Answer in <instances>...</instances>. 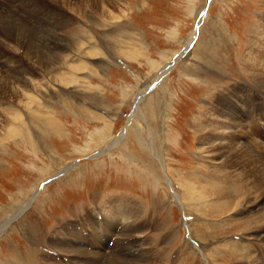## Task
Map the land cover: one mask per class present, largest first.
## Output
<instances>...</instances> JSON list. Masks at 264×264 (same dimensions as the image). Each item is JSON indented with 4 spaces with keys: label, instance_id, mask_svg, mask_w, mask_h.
Returning <instances> with one entry per match:
<instances>
[{
    "label": "rangeland",
    "instance_id": "rangeland-1",
    "mask_svg": "<svg viewBox=\"0 0 264 264\" xmlns=\"http://www.w3.org/2000/svg\"><path fill=\"white\" fill-rule=\"evenodd\" d=\"M36 1L0 0V8L33 27L44 25L48 13L54 14V23L63 16L59 26L74 22L58 29L65 46L47 51L56 59L65 58L61 71L71 77L62 93L68 107L75 108L53 100L45 111L60 126V133L40 137L34 131L30 147L25 130L9 145L0 144V264L17 263L26 256L33 264H65L66 257L51 252L50 241L56 242L60 230L67 245L80 239L84 249H100L98 234L104 228L94 229L91 219L100 224L106 216L93 209L104 204L101 212L106 214L109 205L118 203L117 213L127 209L124 200L140 207L148 223L128 240L145 247L156 230L164 238L160 242L155 236L158 248L160 243L168 247L167 256H153L147 264H257L260 243L252 233L263 235L264 228L243 237L237 233L241 225H229L259 213L264 200L257 199V193L234 217L213 215L209 209L216 202L193 184L198 177L211 184L210 195L223 186L207 177L217 162L199 156L196 130L220 89L243 88L248 80L264 75V61L248 71L242 63L255 47L249 35L264 15V0H93L94 9L82 4L91 0H39L35 6ZM41 3L50 12L34 15L35 7L42 10ZM7 36L0 26V55L7 52ZM189 41L193 43L186 48ZM251 53L264 55L259 49ZM9 54L22 56L20 51ZM8 59L22 71L19 59ZM51 70V76L57 75ZM41 77L45 73L33 71L32 80L49 92L57 89L52 80ZM8 105L0 101V121L6 114L1 109ZM7 129L0 127V140L6 138ZM241 129L247 130L242 125L235 130ZM260 133L248 132L259 143ZM187 184L194 195L187 193ZM224 210L229 212L230 207ZM130 217L133 227L128 231L140 229L141 213L132 211ZM105 244L109 250L113 241ZM239 254L248 259L239 260ZM260 257L263 261L264 253ZM84 258L71 264H93L92 258ZM106 258L99 263L106 264Z\"/></svg>",
    "mask_w": 264,
    "mask_h": 264
},
{
    "label": "bare ground",
    "instance_id": "bare-ground-1",
    "mask_svg": "<svg viewBox=\"0 0 264 264\" xmlns=\"http://www.w3.org/2000/svg\"><path fill=\"white\" fill-rule=\"evenodd\" d=\"M92 1L93 0L90 1L91 4H82L90 6L89 8L94 9L95 6L93 5ZM3 2L4 1H2V3ZM38 3H40L39 0L35 2V6ZM35 9L36 12H33L34 15H42L50 12L49 8H47L46 5H43L42 10L38 7H35ZM91 9L88 10L91 11ZM8 12L5 8H0V26L1 29L3 28L5 30L6 34L8 35L7 37L9 38L8 49H6L8 53L3 50L0 55V94L10 97L4 98L0 96L1 102H7L10 104L8 106H5L6 108L3 107L1 109V111L4 109L6 111V114L4 117L5 120L0 121V127H8V129L10 130L8 131L7 129L6 138L0 140V144L5 142V144L9 145L12 140L14 141L16 136L20 135L21 132L25 133V130H28L26 131L28 132V139L26 140L25 138V142L28 143L31 147L33 144V137L31 135L34 134V131H37L38 134H41L42 136L40 137L55 136L61 131L60 126L55 122L54 118L48 117L50 113L45 111V109H48L50 107V103L53 100H57L56 102L59 101V103H63V105H66L67 108H75V106L72 105L68 107V103L66 101L67 99L66 97H64V93H62L63 88L68 84L66 79H70L71 77V75L69 76V74L67 75L62 72L63 70L61 71L65 58H62V56H60L56 59V55L53 57L51 55L53 54V52L47 51L49 47L56 50L61 49L62 46H65L66 42L57 35L58 29H62L64 27H72L74 25V22L71 21L70 23L68 21H65V23L63 22L64 24L62 26H59L62 23L63 16L61 15L62 18H60V15L59 17L57 16L59 22L57 21L54 23V19H56L54 17V14L48 13L47 22L44 25L33 27L24 22V20L21 21L19 20L20 18L18 19L12 13ZM27 22L29 21L27 20ZM258 23L259 24L257 26L254 25L255 28L250 31L249 39L252 41V43L255 42L253 44L255 46H253V50L256 51L257 49H259L264 53V37L260 36L262 31L264 30V15L260 17V22ZM57 26L59 27L57 28ZM221 36L223 37V41L225 43L227 37L225 31L221 34ZM191 43L193 42L189 41L186 48H188L189 44L191 45ZM10 45H12V48L9 47ZM40 45L42 46V48L40 47ZM73 48L78 49L77 46H74ZM91 49H93V47H91ZM253 50H248V53H245L246 55L243 56L242 63L245 64V66L243 65L244 70L248 71L250 66H257V63H263L264 61V55H257L258 57H254L251 53ZM12 51H20V54H22V58L17 55L15 56L14 54V56L9 54ZM8 58H11L12 60L19 59L18 63L23 65L22 71L17 70V66H12ZM58 62H60V64H55ZM261 67H263V65ZM36 69L41 71L43 75L45 73L46 79L52 80L50 83L52 85H56L57 89L49 92L47 90V87L45 88L44 85L32 80V73ZM51 69L57 70V75L51 76ZM71 70L76 73L77 68H73ZM20 71L21 77L19 76ZM45 77H41V79H45ZM253 82H255V84ZM50 83L48 82V84ZM247 83L248 85H250L248 86L246 84H243L245 86L243 88H237L234 86H227L226 88L225 86L220 89L216 97L211 100V102H213L214 104H208V107L206 108L207 114L206 116H204V118H201L199 120V123H201V125L199 124L197 127L198 130H196L198 135V147L200 149L198 152L199 156L207 155V157L203 158L209 159L208 163L210 160L215 163L217 162L215 164L217 166H215L212 170L209 171V173H207V177L210 180H216L218 184L222 183L223 186L217 188V193L215 195H210V191H208V188H212L211 184L204 182L198 177L197 181L194 182L193 185H195L196 188L200 187L198 190H200L204 194V196L207 195L208 197H210L209 199H213V201L216 202V206L210 207L209 212L213 215L220 214L222 217L226 213L229 214V218L234 217L232 216V214L235 215V213H238L242 208L244 202L252 198L257 193V199L264 200V143L261 142L264 141V75L262 76V78L258 77L257 79L255 78V80L250 79L247 81ZM52 85L51 88L53 89L54 86ZM248 87H251V89H249ZM43 90H46L45 92L48 93L49 96H44V93H42ZM40 112L46 113L43 114ZM1 118L3 117L1 116ZM241 125L242 128H247L246 132L244 129H241L240 131L235 130ZM259 125H261V130L258 129ZM202 132L203 134H201ZM248 132H251L252 134H258L259 132H261L260 136L262 139L260 143L255 138L251 137ZM213 136L215 138L219 137L220 140H216L215 138H213ZM239 140H242L243 142H246L247 140L248 141L246 144H244L242 142H239ZM213 156L214 158L218 156V159L212 160ZM65 171L66 169L62 170V172L57 175L61 177ZM185 188L189 196L194 195V190L192 189L191 184H187ZM122 202L127 205V209L119 211L117 213L116 209H120L118 203L109 205L107 207V211L109 212L106 213L107 215L101 212V209L105 207L104 204L93 209L94 211H100L98 213L99 216H106L100 224L95 223V219H91L92 224L94 225V229L104 228V230L99 231L98 234L101 238V242L99 243V245L101 246L100 249L86 250L83 248L84 242L80 239L69 241V244L67 245L62 241L63 237H65V233L60 230L59 237L54 236L57 239L56 242H54L55 240H49L50 242H53L51 252L54 254H58L61 258L66 257V260L64 261L65 264H71L72 262L75 263L76 260L83 259L84 257L81 258L82 255L92 258L91 260L93 264H100L101 260L104 257H107L106 264H147L146 261L150 260L153 256H167L166 252L168 250V247L165 246L164 243H160L159 248L162 249H159L157 245L155 236L159 237L160 242H162V239L164 240V238L159 235V231L153 230V234L151 233V235H149L148 237L150 243L145 247L141 244L136 245L128 240V238L135 237L134 233L141 232L143 229L142 227L148 225L146 221L147 215L144 214V211L140 207L135 206L126 200ZM26 206L27 205L22 206L20 212L18 211V213H16L13 217H9L10 220L8 219V221L4 222L5 225H9V223L14 221L21 214L23 209L26 208ZM228 207H230L229 212L224 210V208ZM132 211H138L142 215L140 221L137 223V226L140 229L128 231L133 227V221L130 217V213ZM254 218H256L255 221L253 220ZM125 221L129 222L123 224ZM252 222H254L255 225L256 223L261 225L251 227ZM235 223L236 224L233 223L229 225L230 228L233 225L234 227L237 225H241L242 229L237 231V233L239 234V236L241 235L243 237L249 232H256V230L263 229L264 206L261 207L259 213H256L249 218ZM219 231H222V229ZM52 232V234L55 235V231ZM120 233H123L122 238L119 237ZM252 234L256 237H259V240H256L260 243V249L258 251L260 253L257 254V260L259 264H264V260L262 261L260 257V255L264 253L261 252L263 251L261 250V248H264V234ZM115 235L117 236V238L113 239V236ZM221 235H224V231H222ZM256 237L255 239H257ZM92 240H96V236L92 235ZM106 240L107 242L108 240L113 241V246L109 250L105 246ZM161 244H163V246H161ZM248 248L250 247L248 246ZM86 257L84 258L85 260ZM237 257H239V260L243 261H245V259H248L245 255L242 254H239ZM165 259L166 261H168L166 257ZM8 264H33V261L30 259V257L27 258L26 256L25 260H20L19 262L17 261V263L11 262ZM55 264L59 263L56 262Z\"/></svg>",
    "mask_w": 264,
    "mask_h": 264
}]
</instances>
